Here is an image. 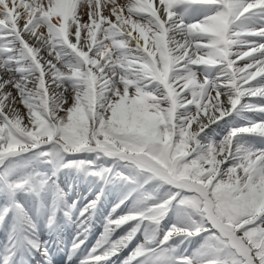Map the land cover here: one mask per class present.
<instances>
[{
    "label": "snow or ice",
    "instance_id": "1",
    "mask_svg": "<svg viewBox=\"0 0 264 264\" xmlns=\"http://www.w3.org/2000/svg\"><path fill=\"white\" fill-rule=\"evenodd\" d=\"M52 149L128 170L105 237L134 224L88 264L137 232L120 264H264V0H0V173ZM42 183L0 176V223Z\"/></svg>",
    "mask_w": 264,
    "mask_h": 264
},
{
    "label": "bare ground",
    "instance_id": "2",
    "mask_svg": "<svg viewBox=\"0 0 264 264\" xmlns=\"http://www.w3.org/2000/svg\"><path fill=\"white\" fill-rule=\"evenodd\" d=\"M237 64L239 66H243L241 61H237ZM21 109H23L22 105H21ZM225 120L227 121V123H225V121H221L219 127H217L216 125H212L211 131L208 133V138L210 140L219 141L224 136V132H228L230 127L237 126V125L242 124L244 122L242 119L239 118V116L235 115V113L233 114V116L226 117ZM249 139H250V142L259 145V141H256L253 138H249ZM52 152H53V154L49 157L41 156V154L38 150L35 152H26L23 155L15 157L13 159H10L7 162V167L13 166L16 169L15 171H12L10 173H16L19 176L26 173L28 171V168H26V167L28 165L32 164L33 167L28 172L27 177L29 179H31L33 183L38 182V181L43 182L42 185L40 186V189H39L41 192V195H40L41 199L38 198V200H36V202H35L36 205L34 207H32V205H30V203H34V202L32 200L28 199L32 195H28L24 191H21L18 193V194L24 196L25 199H27L26 210L24 207V210L26 213H24V214L22 213L20 215V217H17L18 223L20 222L22 229H23V226H25V228L27 230L29 228H31L32 224H35L37 221H39V219H40L39 212L41 210L43 212L47 211V208L45 209L43 200L48 196L49 192H51L50 190H52L51 187L49 186L50 185L49 184L50 179H53L54 181L61 180L59 182V183H61L66 179H69V180L72 179L73 180V178H71V177L76 178V175L73 174L72 169H69L68 167H64L63 165H61V164H66V165L72 164V161L65 160V158H69V154L57 152L55 149H52ZM79 152L81 153V155H85V156H88V155L95 153V152H89L86 149L77 151L75 153L77 154ZM101 159L103 161H107L109 163V165L111 163L115 165L118 162L116 160H113L112 158L105 157V156H101ZM76 161L79 162L80 165H87L88 164L84 160H76ZM48 166H51V168H52L51 174L49 173ZM98 168H99V166H98ZM72 174H73V176H72ZM0 176H6V173L4 170L2 173H0ZM113 178H114V176H112V181H111L112 183L115 180ZM77 180H79L77 182V189H76L77 195L80 194V197H82V198L84 197V195H82V192L84 190H81V189H83V188H81V185H82V187L85 188V185L89 183L90 186H88V187L92 186V189L95 188L97 185H99L98 182L94 181L95 179L92 180L91 178L83 181L81 177H78ZM120 181L118 183H116L115 185L118 186V184L121 183ZM73 182H76V179H74ZM122 182H124L123 185H125L126 182L125 181H122ZM55 189H56V192L54 194V199L52 200V203H50L51 209L54 207V205L57 204V200H58V204H60V206H63L65 204V197H67L66 195L68 194V188H64L66 190H63V189L61 190V189H59V186L57 185V187ZM70 192L72 193V189ZM103 194H104V191L102 193V196H103ZM18 200H22V199L19 198V196H18ZM32 208H35L34 212H33ZM103 208H104V203H103V199H101V201L93 209L92 216H94V217H92V218H95L97 215H99ZM119 208H121V207H119ZM90 210H92V209H90ZM17 211H18V209L16 210V212ZM87 216H88V218L91 216V211H89ZM168 218L169 217H167V215H166L165 219L161 222L160 226H162L163 222H165V220H167ZM11 220L13 223L12 218H11ZM11 220L9 221L8 219H6V220H4L3 223H0V241H4L5 243L7 242V245L9 244L11 233L13 232ZM9 225H10V228H9ZM124 225L121 226L120 228L116 229L115 232H111L112 234H109L108 237L109 236L114 237V238L117 237L118 231L122 230ZM98 227L99 226H97V225L94 226V228H92L88 234H86L85 231L81 233V238L82 239L84 238L85 243H87L89 240H91L94 237V235H95L94 231ZM71 229H75V231H77V232L80 231L77 224L72 222L69 225V227L66 229L65 232L60 231L50 238L41 237L39 243H36V244L34 243L31 245V247H29V246L25 247L23 249V253H25L27 258H29V259L41 258V256L43 255L42 252L45 253L46 251L53 250V249H56L59 246H61L64 242V239H61V238H65V241H67L66 234ZM144 235H146V234H144ZM107 238L105 237L104 231L100 232L98 239H97V244H96V245L99 244V247L96 250L101 249L104 241ZM177 238H179V237H177ZM104 245H106V244L104 243ZM102 254H104V253H102ZM114 258H116V257H114ZM99 264H103V262H101Z\"/></svg>",
    "mask_w": 264,
    "mask_h": 264
},
{
    "label": "rangeland",
    "instance_id": "3",
    "mask_svg": "<svg viewBox=\"0 0 264 264\" xmlns=\"http://www.w3.org/2000/svg\"><path fill=\"white\" fill-rule=\"evenodd\" d=\"M227 132L224 133V135ZM39 151V150H38ZM95 157H94V156ZM91 157V158H90ZM73 161L78 159H82V160H88L91 165L88 167L87 171L84 169V171H86V173H88L87 177H96L98 180L105 174V177H103V180L105 183V186L102 185L101 188L97 191L94 190L92 191L91 194H89V192H87L86 197H85V201L81 204V208L82 212H86L87 210H89L93 204L97 201L98 197L102 194L101 192L104 191V194L102 196V199H105V208L103 209V211L101 212V214L98 216L99 218H97V224L100 225L99 228H97L95 230V237L94 239L90 240L89 244L87 245V254L85 255V258L83 260V264H88V258L89 255L91 254L93 247L95 246V243L98 239V236L100 234V232L104 231L106 229V226L108 225L109 220H114L118 217H123L127 214H129L131 212V210L133 209L134 206H136V201L131 200V199H125V197L127 196V194L131 191V185L129 182H126L125 180H123L121 177H119L117 175V173H119L120 171H125L127 173L128 170L126 169H122L120 166V163H116L113 167V170L110 173L111 170V166H107L108 162L107 161H103L101 159V155L98 156L97 153H93L89 156H77V157H72ZM68 160V159H65ZM99 166V168H98ZM29 167H33V165H29ZM13 170L12 166H9V171ZM30 170V169H28ZM27 173V172H26ZM18 175V174H17ZM19 176V175H18ZM112 176H114L113 179L114 182L112 183ZM21 179H26L29 180L26 177H21L19 176ZM86 176L84 178H87ZM121 182L120 184H118V186H116L115 184L118 183L119 181ZM125 181V185H123ZM163 190H161L162 193ZM89 194V197L87 196ZM35 198V197H33ZM51 198V195L49 196V199ZM121 200H124V204H121ZM125 204L127 205V207H125ZM117 205H119V207H117ZM178 211L174 210V211H170L167 214V217H169L167 220H165V222L163 223V225L161 226L162 229H167V227L170 224L176 223L178 221ZM86 215L79 217L80 220V229H82L83 231L85 230H89L90 228H92V223L91 221H88L86 219ZM132 224H134V222H129V223H125L124 227L122 230H119L117 233V237H110L108 240L109 241H114L116 240L118 237L124 236L130 229V227L132 226ZM123 226V225H122ZM143 234V235H142ZM145 233L142 232H137L135 234V238L133 239L132 243H130L128 245V247L124 248L120 253L119 256L114 258V259H107L106 261L109 260V264H120V261L124 259V257H126L128 255V253L137 245L139 244L142 240H144L146 238V235H144ZM152 238H154V234H152ZM144 236V237H143ZM97 238V239H96ZM96 239V241H95ZM176 242H179V239H176ZM181 245L178 248V251L180 250ZM103 248H105L104 251L102 252H108L110 245L108 246H104Z\"/></svg>",
    "mask_w": 264,
    "mask_h": 264
}]
</instances>
